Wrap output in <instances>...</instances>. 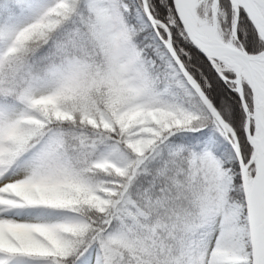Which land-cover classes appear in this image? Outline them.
I'll use <instances>...</instances> for the list:
<instances>
[{"label": "clouds", "instance_id": "obj_1", "mask_svg": "<svg viewBox=\"0 0 264 264\" xmlns=\"http://www.w3.org/2000/svg\"><path fill=\"white\" fill-rule=\"evenodd\" d=\"M129 3L131 0H112L107 6L112 19L106 24L95 4L78 0L69 18L47 31L44 25L51 19L49 11L55 0H33V10L21 25L18 55L25 63L36 52L41 56L13 93V119L22 115L43 119L24 100L36 81L41 83L37 95H86L100 110L91 113L97 124L100 113L111 124L110 129L89 131L119 138L124 159L118 164L127 174L97 168L99 154L88 153L76 139H61L53 131L71 122L53 119L19 144L7 138V121L0 126V178L20 184L74 174L84 178L98 195H103L101 188L115 184L127 185V190L118 206L123 207L122 219L114 227L105 230L99 225L112 214L111 208L100 212L83 205L85 215L89 219L95 216L99 227L89 226L71 251L55 258L21 256L12 264H229L228 256L239 257L236 264H244L245 254L252 250L257 224L256 195L250 188L253 181L264 183V86L257 84L247 99L240 95V119L233 126L229 110L223 131L214 127L218 117L207 105L201 107L198 117L186 118L174 107L180 98L174 95L168 74L145 54L140 31L130 18ZM70 28L74 43L62 39ZM113 34L121 37L118 44ZM114 97L119 103L113 102ZM161 110L175 114L157 123L152 116L159 118ZM73 115L78 122L80 112ZM19 127L29 128L25 124ZM146 127L157 134L145 132ZM197 129L207 130L215 142L209 145L207 138L195 135ZM238 129L248 146L246 153ZM145 137H151L153 143L138 155L129 145ZM140 159L143 174L152 177L147 188L129 183V165ZM218 173L233 178L230 187L237 193L223 218L209 206L213 198L210 189ZM237 175H242L239 183ZM16 214L19 219L12 222L29 228L51 223L49 217L27 208ZM33 235L43 241L38 232Z\"/></svg>", "mask_w": 264, "mask_h": 264}, {"label": "snow or ice", "instance_id": "obj_2", "mask_svg": "<svg viewBox=\"0 0 264 264\" xmlns=\"http://www.w3.org/2000/svg\"><path fill=\"white\" fill-rule=\"evenodd\" d=\"M20 11L14 0H0V16L11 21ZM128 11L147 52L168 74L174 95L184 101L174 107L198 117L207 105L218 117L214 127L221 131L230 110L235 126L240 95L247 99L257 84L264 86V0H131ZM195 135L207 138L209 145L215 142L207 130L197 129ZM247 147L241 142L243 151ZM217 179L223 202L233 178L218 173ZM252 184L261 186L257 223V217L264 220V183ZM21 208L32 210L23 203L0 205V220L13 223L9 214ZM245 256L244 264H264V223L254 228L252 250ZM19 257L10 248L0 253V264H12Z\"/></svg>", "mask_w": 264, "mask_h": 264}, {"label": "trees", "instance_id": "obj_3", "mask_svg": "<svg viewBox=\"0 0 264 264\" xmlns=\"http://www.w3.org/2000/svg\"><path fill=\"white\" fill-rule=\"evenodd\" d=\"M58 0H55V3ZM21 6L20 13L16 18L11 21L7 16H0V114L4 116L14 115L16 112V105L12 100L13 93L16 90L17 85L23 82L32 68L39 63V57L41 52H36L31 59L25 63L18 55L20 52V37L18 38V48L10 50V42L13 39L15 33L21 28V25L25 24L30 13L33 10V0H14ZM75 0L72 5L77 3ZM91 3L96 5V11L102 16L105 13H109L107 7L112 0H90ZM74 11V8L70 9L68 5L57 4L49 11L51 19L44 25L45 30L51 31L57 28V26L63 20H67ZM68 43L75 42V35L71 28L62 37ZM121 39V37H120ZM150 55V54H149ZM150 57L153 59L152 55ZM31 66V68L29 67ZM41 83L36 81L35 84L28 89L25 94V102L34 110L39 112L40 117L37 116H23L28 120L23 121L21 124L28 125L27 129H18L8 139L14 143H22L27 137L35 135L40 129H43L45 125L50 124L53 119L59 122H71V125L65 124L64 127L54 129L56 135L63 139L65 137L76 139L82 148L88 153L96 152L101 156L100 162L96 164L97 168L108 171L109 169L115 174L124 176L127 174V170L119 166L118 161L124 159V154L120 150L119 138H112L109 136H101L99 134L93 135L89 128L95 130L97 128L110 129L111 124L100 113V123L97 124L96 119L91 115L92 111L99 113V108L95 101L90 100L86 95H57L53 98H49L46 101L37 102L34 100V96L40 90ZM114 103H119V98H113ZM182 99L174 101V106L183 104ZM176 111L181 113L188 119L193 118L191 114L182 111L179 107H175ZM74 112H80L79 121L73 115ZM171 110H161L159 118L152 116L157 123L167 116L174 115ZM151 115V112L149 113ZM133 117H130L132 119ZM229 119V117H228ZM142 122V121H140ZM78 125V126H77ZM147 133L153 135L157 134L155 129L149 128ZM237 134L241 137L242 144L243 132L238 129ZM153 141L151 142V144ZM150 144V145H151ZM149 145V146H150ZM131 148V144L129 145ZM148 146V147H149ZM147 147V148H148ZM133 152L137 153L133 148ZM145 151V149H144ZM144 151L142 153H144ZM247 150H245V153ZM141 153V154H142ZM140 155L139 153H137ZM11 155V153H9ZM3 158V152L0 154V159ZM143 163L142 159L137 160L134 163H130L131 173L129 174V183L135 182V186L142 188L148 187V182L152 179L150 175H145L144 170L140 167ZM237 171H239L237 169ZM141 174L137 177L136 173ZM240 177V175H238ZM5 180L0 178V182ZM63 182L54 186H41L37 191L33 192V198L27 199L20 196L18 199L23 204L32 206V212L42 214L51 221H56L60 224L56 233L50 234L47 232L39 233L43 238V241H39L33 251L16 250L21 256L35 257L38 259H45L49 256L55 258L65 255L71 251L74 242L77 238L82 237L88 230L89 226L92 228H98L96 222L97 218L92 216L90 219L85 215L83 205H88L89 208H95L100 212H104L106 209L111 208L112 214L107 215L105 219L99 221V225H102L105 230L112 228L122 219L121 213L123 207L121 205L120 197H122L127 190V185L115 184L113 187L101 188L100 191L103 195H98L91 191L90 184L80 176L65 174V177L61 179ZM239 183V181H236ZM217 184L213 186L210 191L213 193V198L210 203L212 212L216 215L220 214V201L221 193L217 190ZM24 193V192H22ZM237 197L235 190L230 195V199ZM9 249L0 247V253H4ZM95 252H93V260Z\"/></svg>", "mask_w": 264, "mask_h": 264}, {"label": "rangeland", "instance_id": "obj_4", "mask_svg": "<svg viewBox=\"0 0 264 264\" xmlns=\"http://www.w3.org/2000/svg\"><path fill=\"white\" fill-rule=\"evenodd\" d=\"M75 0H58L55 3V6L59 3L61 5H72ZM54 6V7H55ZM104 18L106 24L111 23V15L110 13H105L102 15ZM23 33L20 31V29L15 33L13 39L10 42V50L18 48V38ZM112 39L114 43L118 44L120 41V36L118 34H113ZM142 40V39H141ZM142 47L144 48L145 54L147 57L151 58L149 53L147 52L146 48L147 46L143 43L142 40ZM152 59V58H151ZM55 94L53 93H44L34 96V100L37 102L46 101L49 98H53ZM14 115L4 116L0 114V126H3L5 121H7L8 124V137H11L22 121L28 120V118H24L22 116L17 117L16 119H13ZM149 128H145L144 131L147 132ZM152 142L151 137H145L141 140H138L135 144H131L132 148L139 154H141L144 149H146ZM3 152L2 149H0V154ZM238 176V175H237ZM236 176V177H237ZM63 181L61 179L58 180H49V179H41L39 181H33V182H24L20 184H14L8 182L6 179L0 182V205H19L21 204V201L18 199L20 196H23L27 199L33 198V192L37 191L41 186H54L62 183ZM233 188H230L228 191H226L223 194V202H221V196L220 201L218 203V206H220V214L217 216H220L223 218L225 215L226 206L230 203V195L233 192ZM24 192V193H22ZM11 221L19 219L16 212H12L9 214ZM60 224L56 221H51L49 224H44L41 226H35L32 228H29L27 226L22 225H15L14 223H10L6 220H0V247H4L7 249L14 248L16 250H25V251H33L38 244V240L35 239L33 232H47L50 234H55L58 230ZM223 227V225H221ZM229 261V264H236V262L239 261V257L235 256H228L226 258ZM95 261V257H94Z\"/></svg>", "mask_w": 264, "mask_h": 264}, {"label": "water", "instance_id": "obj_5", "mask_svg": "<svg viewBox=\"0 0 264 264\" xmlns=\"http://www.w3.org/2000/svg\"><path fill=\"white\" fill-rule=\"evenodd\" d=\"M240 177L242 178V175H240ZM250 191L253 192L256 195V201L259 198V195L261 193V186L259 184L257 185H252L250 188ZM264 223V220H261L259 217H257V229H259L260 225Z\"/></svg>", "mask_w": 264, "mask_h": 264}]
</instances>
